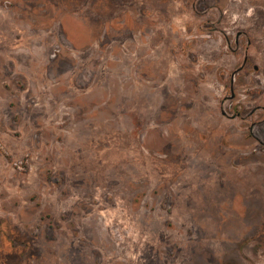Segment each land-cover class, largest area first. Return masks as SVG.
Returning a JSON list of instances; mask_svg holds the SVG:
<instances>
[{
    "label": "rangeland",
    "instance_id": "1",
    "mask_svg": "<svg viewBox=\"0 0 264 264\" xmlns=\"http://www.w3.org/2000/svg\"><path fill=\"white\" fill-rule=\"evenodd\" d=\"M0 264H264V0H0Z\"/></svg>",
    "mask_w": 264,
    "mask_h": 264
}]
</instances>
